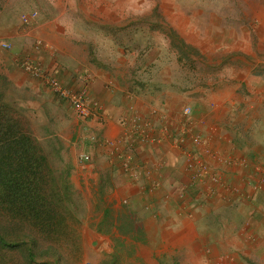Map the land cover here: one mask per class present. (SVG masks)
<instances>
[{
	"label": "rangeland",
	"instance_id": "rangeland-1",
	"mask_svg": "<svg viewBox=\"0 0 264 264\" xmlns=\"http://www.w3.org/2000/svg\"><path fill=\"white\" fill-rule=\"evenodd\" d=\"M57 1L0 0V264H264V0H113L115 20L98 23L111 30L116 49L125 47L136 58L132 67L143 77V93L154 87L163 98L181 96L192 88L184 86L187 80L193 81L199 91L193 93L195 111L184 107V117L207 113L206 92L199 94L219 80L232 81L233 92L242 95L233 106L243 118L231 116L235 142L222 147L209 139L206 148L183 150L184 180L172 181L171 188L181 204L172 206L186 219L195 216L186 227L157 224L160 210L135 214L127 199H119L114 216L107 207L114 198L97 193L100 182L90 180L98 169L92 159L111 161L91 139L97 130L82 128L68 103L21 71L20 63L32 55L40 60V40L30 35ZM33 16L34 26L24 22ZM17 35L24 44L14 48ZM48 67L47 75L77 89ZM25 78L38 84L39 97L13 86ZM192 125L210 134L216 127ZM191 132L192 126H183L171 138L178 143ZM111 173L105 169L102 176L113 179ZM158 187L148 185L150 192ZM161 210L164 221L175 213Z\"/></svg>",
	"mask_w": 264,
	"mask_h": 264
},
{
	"label": "crops",
	"instance_id": "crops-1",
	"mask_svg": "<svg viewBox=\"0 0 264 264\" xmlns=\"http://www.w3.org/2000/svg\"><path fill=\"white\" fill-rule=\"evenodd\" d=\"M57 2L56 9L50 12V16L44 23L34 27L30 35L32 40H41L46 47L39 50L40 61L49 66L48 68L52 70L54 76L66 84L80 88L85 85L87 80L90 95L101 105L100 134L103 140L115 141L122 135L124 131L120 125L122 120L129 121L132 118H137L141 125L144 119H149L155 125L150 142L142 144L134 150L132 164L136 172L133 177H131V171L125 172L119 166L118 168L115 164L116 161L107 163L100 158L92 159L95 161L91 167H97L100 170L94 169L95 174L90 177L92 178L90 180L100 182V188L96 192L114 198L111 205L107 206L114 216L117 213V203L121 202L119 199H127L134 202L133 205L136 208L131 209L135 214L143 212L150 215L148 212L160 210L157 212V215L160 216L159 220H156L157 224L165 222L168 225H178L179 227L193 224L195 216L193 219H186L181 216L183 213H180V209L176 210L174 205L172 206L173 203L178 206L179 201L177 197H174L171 182L176 179L181 182L184 180L181 164L183 155L186 154L183 150L196 147L199 149L202 148V145L206 148L209 139L214 145L222 147H229L231 143L235 142L236 134L232 130L231 120L233 119L231 116L235 117L234 120L238 119L239 115H241V119L243 118V111L240 113L239 107L233 106L243 101L242 95L233 92L235 84H232V81L219 80L214 88L209 85V89L204 88L205 91L202 90V93L199 94L202 95L203 92H206L202 103L206 106L207 113L205 112L204 116L198 118H196L197 114L184 117L182 115L184 107L188 106L195 111V105L192 106L195 100L193 93L198 90H195L193 81L187 80L184 86L191 85L192 88H187L184 95L181 96L163 98L160 91L154 87L151 88L149 94L143 93V83H141L143 77L140 75L136 77L137 68L132 67L136 58L132 57L127 48L118 47L116 49L114 47L109 40L112 38L111 30L105 32L98 28L101 19L115 20L113 17L115 10H111L112 5L109 6L113 0H110L109 3L103 1L105 4L102 5L99 0H58ZM110 14L111 16H109ZM18 37L17 35L15 41L12 39L14 48L22 47L24 44L23 40ZM102 39L106 41L104 42ZM31 57L38 59L33 55ZM140 63H143V57ZM2 66H8L13 70V66L8 64ZM60 66H63L64 70ZM85 72L86 74H82ZM153 80L158 81V79ZM13 86L16 88L25 86L27 91L30 90L35 95L37 91H40L38 84L27 78L22 82L14 83ZM189 89L192 90L190 93ZM40 95L41 97H50V101H53L52 94L41 92ZM250 115L251 113L249 117ZM206 118L208 119L205 120ZM196 121L206 124L215 123V131L210 134L202 127V130L199 131L204 136L201 141L198 136L199 132L192 125ZM183 126H187L189 129L192 126L194 132L181 138L178 137V144L171 138V133L175 131L178 136ZM197 141H201L202 144L196 145ZM103 151L105 153L104 149ZM221 153L227 154L228 150L222 148ZM216 158L219 159V157H214L212 160L215 161ZM112 162H115L114 166H112ZM179 165L180 168H178ZM172 167L175 169V174L170 175L172 178H168ZM105 169L108 172L113 171L111 173L113 179L102 176ZM106 182L107 186H103ZM152 182L159 183V187L150 192L151 188H148V185ZM194 192L195 189L190 190V194H194ZM179 205L181 206V204ZM164 207L177 212L179 216L174 213L171 218L164 221L162 216L165 213L161 210Z\"/></svg>",
	"mask_w": 264,
	"mask_h": 264
},
{
	"label": "built area",
	"instance_id": "built-area-1",
	"mask_svg": "<svg viewBox=\"0 0 264 264\" xmlns=\"http://www.w3.org/2000/svg\"><path fill=\"white\" fill-rule=\"evenodd\" d=\"M24 22L28 25L34 26L35 16L31 19H24ZM5 48H10V45L3 44ZM40 46V43H37ZM20 67L27 73L30 77L35 79L43 80L44 85L48 86L49 89L57 95L61 100L65 101L71 107L75 117L84 125L85 127L97 128L101 127L102 114L101 107L97 101H95L89 91L87 85L80 87L76 90L66 89L59 81L55 80L54 77L47 75L43 69V65L34 60H24L20 63ZM184 113L188 114L189 109L185 108ZM121 125L124 126V131L121 136L115 141L112 140H102L99 135L92 136L99 143L100 147L105 150L107 157L111 161H116L120 168L125 172L131 171L133 177L136 170L133 168L132 160L133 153L136 147L150 142L152 138V131L155 128L154 123L149 119H144L143 124H139L137 118H132L129 121H121ZM95 129V131L97 130ZM98 133V131H97ZM99 134V133H98ZM83 161H89L90 157L86 153L80 156Z\"/></svg>",
	"mask_w": 264,
	"mask_h": 264
},
{
	"label": "clouds",
	"instance_id": "clouds-1",
	"mask_svg": "<svg viewBox=\"0 0 264 264\" xmlns=\"http://www.w3.org/2000/svg\"><path fill=\"white\" fill-rule=\"evenodd\" d=\"M35 25V24H34ZM39 43H40V46H37V44L35 45V49H37V50H40V49H42V48H46L44 45H43V42H41V40L39 41ZM4 44V43H3ZM2 44V45H3ZM9 45H11V44H9ZM31 59L32 60H34V61H36V62H38V63H40L41 65H43V67H44V63L43 62H41L39 59H36V58H34V57H31ZM20 69H21V71H23L22 70V68L20 67ZM85 85H87V80H86V82H85ZM84 85V86H85ZM88 86V85H87ZM78 89V88H77ZM92 97V96H91ZM93 98V97H92ZM94 99V98H93ZM95 100V99H94ZM63 101V100H62ZM95 101H97V100H95ZM98 102V101H97ZM99 103V102H98ZM99 105H100V103H99ZM100 107H101V105H100ZM102 114V113H101ZM79 121V120H78ZM123 121V120H122ZM81 125H82V123H80ZM102 124V123H101ZM120 124H121V121H120ZM102 126V125H101ZM88 128V127H85V126H83L82 125V128ZM90 128V127H89ZM101 128V127H100ZM100 128L99 129H97V128H95V129H97V131H98V133H99V135L101 136V134H100ZM90 129H92V128H90ZM94 128L92 129V130H95ZM101 139L103 140V138L101 137ZM81 156V155H80ZM85 162H88V161H85Z\"/></svg>",
	"mask_w": 264,
	"mask_h": 264
}]
</instances>
